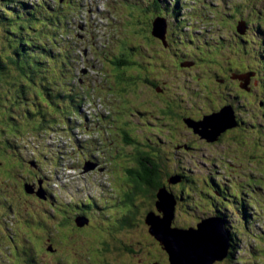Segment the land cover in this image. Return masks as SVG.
<instances>
[{"label":"rangeland","instance_id":"1","mask_svg":"<svg viewBox=\"0 0 264 264\" xmlns=\"http://www.w3.org/2000/svg\"><path fill=\"white\" fill-rule=\"evenodd\" d=\"M16 1L0 0V13L3 12L1 7L10 10ZM29 1L30 5L40 6L59 19L53 30L55 37H59L56 43L61 49H67L66 43L72 42L76 59L69 66L71 73L61 82L64 88H69L68 97L60 100L66 112L57 105L40 104L43 110L40 120L43 119L45 126L37 129V115L24 114L29 113L27 104L35 108L39 99L23 82L25 76L6 60L11 49L5 39L8 29L0 18V54L5 59L4 74L7 75L0 79V264H26V257L31 256L37 264H140L138 257L142 264L158 263L153 256L162 260V264H170L168 253L153 239L148 225L136 220L129 229L117 228L119 219L113 217L118 215L115 204L114 210L105 207L117 189L114 184L118 181L111 174L112 169L131 151L121 132L124 125H129L132 138L139 140V147L147 137L153 136L155 127L161 128L163 136L154 138L157 142L162 140L159 145L168 152L163 163L165 175L161 191L170 194L171 200L183 194L185 185L192 184L190 176L193 183L195 175L201 180L204 176H213L212 182L224 185V192L215 187L212 198L223 211L234 208L228 215L235 230V259L238 255L247 257V260L240 259V263L235 260L229 263L264 264V193L258 187L253 193L255 199L242 198L245 188L254 179L253 182L259 184L257 180L262 178L260 183L264 184V0H154V7L152 0ZM61 15L66 17L62 20ZM156 16L159 19L167 17V23L172 25L168 46L146 38L147 25ZM166 20L162 37L156 36L161 41L167 31ZM239 21L247 23V31L238 29ZM62 22L65 31L59 28ZM158 26L163 29V24ZM181 33L187 39L189 34L193 41L181 43ZM122 52L125 63L117 68L112 61L119 59ZM176 61H179V69L174 67ZM188 61L189 66L186 65ZM218 66L223 68V73L233 76L225 83L217 82V77L213 80V89L219 90L225 85L222 96L211 94L205 83H195L197 76L202 79L220 74ZM248 69L250 71H246ZM237 71H246V81H237ZM253 72L255 75L251 77ZM145 75L159 76L158 83H145ZM133 76L137 85L132 83ZM165 80L167 84L163 83ZM251 80L256 87L253 91L249 90ZM22 84L26 85L24 93L31 98H25L27 103L20 107L17 100L22 92L17 88L21 89ZM51 84L52 88L61 87ZM215 84L222 85L215 87ZM243 88L247 91L246 99ZM166 97L171 98L166 100V106L176 101L179 110L182 104L186 118L201 121L215 114L213 112H220L225 108L224 103L230 102L235 111L228 108L233 110L234 116L237 113L236 117L243 123L234 127L236 117L234 120L233 116L225 115L219 129L211 136L217 139L227 130L220 141L207 142L206 135L198 133L201 138L192 135L182 124L180 134L176 135L168 129L170 123L164 122H176L165 107L162 111L161 99ZM13 98L17 100L9 111L4 103ZM12 115L17 116L16 119ZM198 122L196 124L200 125ZM16 127L19 129L14 131ZM6 139L10 142L11 153ZM183 141L195 148L180 153L176 159L173 157L174 144ZM15 154L21 163L15 159ZM178 166L188 169L185 172L188 175H179L181 180L176 176L172 181L175 174L170 177L167 174ZM258 170H262V174L258 175ZM211 188L212 183L202 189L203 192L193 190L190 193L202 209H215L203 196ZM237 192H240L238 200ZM86 196L91 197L94 206L98 204V209L93 206L91 220L88 218V223H82L75 211L78 210L76 202L89 203ZM52 205L59 211L56 209V212ZM201 210L194 205L186 206L173 217L172 226L189 228L200 217ZM154 211L159 213L155 206ZM243 213L250 215L248 222L243 220ZM89 222L93 230L88 233L91 240L81 245L74 237L78 235L75 227L84 229ZM98 226L107 232H100ZM97 227L98 231H94ZM41 237L49 242L40 243ZM121 244L134 245L140 254L129 256L117 250ZM11 245L15 250L25 246L33 249L31 256L28 252L16 254L14 250L11 255ZM103 247L109 249L103 250ZM45 248L49 255L44 254ZM148 252L153 256H147ZM122 259L125 261L115 262ZM214 264L226 263L216 261Z\"/></svg>","mask_w":264,"mask_h":264},{"label":"trees","instance_id":"2","mask_svg":"<svg viewBox=\"0 0 264 264\" xmlns=\"http://www.w3.org/2000/svg\"><path fill=\"white\" fill-rule=\"evenodd\" d=\"M30 2L31 1L29 0H17L15 6L12 5L10 6L11 7L10 10H5L3 7H1L3 12L0 13V18L2 19L1 20L2 23L9 30V31L5 30L7 34L5 35V39L9 43L8 49H11V52L7 54L6 60H10L12 64H14L16 68H18L21 74L25 76L23 82L25 81L26 84L29 85L30 89H32L35 92L36 97L39 99V102L37 103L38 106L34 105L35 108H37V111L34 110L35 109L34 107H31L29 106V104H27L28 105L27 109L29 110V113L26 112L24 115L31 116L32 113L36 114L37 115L36 120L38 121L37 129H41L45 126L43 119L40 120L41 118L40 114H42L43 111L41 107L43 104L46 106L57 105L58 109H61L62 112H66V110H63L62 107L60 106L63 104L62 102H60V100H64L65 98L68 97L67 92L69 88H64L61 82L64 79H67L66 77H68V74L71 73L68 69L71 62L76 59V56L74 55L75 49L74 46L72 45V42L70 43L65 42L67 49H63V48L61 49L56 43V39H58L59 37H55V35L53 34V30L56 27L55 25L60 22L59 19L56 20L51 15L44 12L42 8H40V6L35 7L33 5H30ZM151 5L152 7L155 6L154 0H152ZM60 17L63 20L66 16L61 15ZM157 18L158 17L156 16L150 23V31L152 32V34H153V21ZM62 24L63 22L60 24L59 28L61 31L63 30L65 31V27H63ZM167 26H170V24L168 23ZM0 49H2V47ZM2 58L3 57L0 54V79H5L4 77L7 76L4 74L6 65L3 64L5 59ZM124 63H125L124 52L120 54L119 59L112 61V64L115 65L117 68H121ZM262 69L264 71L263 64H262ZM48 71L49 73H47ZM248 71H250V69H248ZM52 75H54V78ZM134 77L135 76H133V78ZM51 83H55L56 85H60L61 87L59 89L55 87L52 88V86H50L52 85ZM25 88H26L25 84H22L21 89L19 87L17 88L22 92V95L18 96V100L15 99L16 98L15 97L12 99L11 102L6 101L4 103L5 106L8 107L9 111L12 105L15 104L16 100L17 103L20 105V107H23L22 104L27 103L25 102V98L27 99L31 98V96H27L24 93ZM41 96L43 97L42 100L40 99ZM24 107H26V105H24ZM68 111H73V109H69ZM12 117L16 119L17 116L12 115ZM189 125L191 126V121L189 122ZM18 129H19L18 127L13 128L14 131ZM193 129L195 131V128ZM121 132L123 133V139L125 143L130 145L131 147V151L128 152L130 161H128L129 163L127 164L128 165L126 169L127 171L125 172V175L127 177V181L125 183L126 194L124 196L123 195L121 196V192L118 189L117 193L113 195V197L117 199L116 202L114 203L107 202L105 207H112L109 210H114L113 204H115V210L118 212V215L113 217L114 218L117 217L119 219L117 228L129 229L133 227L134 222L136 220H138L141 223L144 222L147 225L146 216L148 215V213L154 211V206L157 208L156 203L158 201V192L160 191L162 185H164L163 178L165 172H164L163 163L165 158L164 157L159 158L157 155H155L156 153H154L152 149H156V147L147 141L143 142V144L139 147L138 146L139 140H134L132 138L133 136L129 125H124L121 128ZM239 137L240 136L238 134L236 136L237 142H239ZM152 141L155 143L154 140ZM6 142L8 144V149L10 150L11 149L10 142L7 139ZM127 154L124 156V158L127 157ZM14 157L18 161V163H21L20 158L17 156V154H15ZM175 169L176 167L173 168V172H169L167 176L170 177L171 175L175 174L174 177H176V173H177L178 175L187 177V174L185 172H179V170H175ZM257 172L258 175L259 173L262 174V170H258ZM212 178L213 176H204L203 179L201 180L198 176L195 175L194 176L195 182L190 185H185L182 188L183 194L180 195L179 198L174 197L175 199L174 215L177 213V211H179L180 213L184 211V208L186 206L192 207L194 205L197 209L199 210L202 209L200 204L195 202L194 198L190 196L191 195L190 193H192L193 190L197 192L200 191L203 192L202 189L209 187L212 183L211 191L208 192L209 194L208 193L203 194V196L209 201H210V197H212L213 192H216L214 191L215 187L216 190L218 188L220 192H224V185L216 184V182H212L211 181ZM191 179L193 180L192 176H190V180ZM171 180L174 181V178H172ZM261 180L262 178H259L257 180L259 184L254 183L253 181L251 182V184H248L249 186L245 188L243 193V197H242L243 200L248 201L250 198L255 199L254 197L256 196V194L253 196V193L257 190L258 187L262 189V194L264 193L263 192L264 184L260 183ZM239 193L240 192H237L235 196L237 200L240 199ZM85 199L86 202L89 203L76 202V208L78 210L75 211L79 216H85L86 218H89V215H91L92 213L94 204L90 196H86ZM119 200L126 201L128 203L124 207H122V203L121 201L119 202ZM52 207L55 209L53 205ZM94 207L97 209L96 204ZM56 209L58 210V208ZM56 209L55 211L58 212L59 210L57 211ZM65 209L67 210V207H65ZM210 211L211 208H204L200 212L201 215H203V213L207 214ZM81 212H83L84 215H80ZM113 214L114 213H112V215ZM249 217L250 215H248V213H243L242 215V218L243 220L245 219V222L249 221L248 220ZM73 219L75 220V217ZM201 221L200 219H196L193 221L191 226H197ZM98 227L101 229L100 232L102 233L107 232L103 229L102 226H98ZM98 227L94 231H98ZM233 229H234L233 225L231 226L230 229L227 228V231L230 235L228 255L224 259L217 261H222L227 264L233 260L239 263H240V259L247 260V257L243 258L241 255H238L237 258L235 259V251H234L235 230ZM76 230L77 231L74 232L78 235L74 237H77L76 239L77 243L83 245L86 244L89 240H91V237L89 236L88 233L93 231L92 225L87 226L84 229H80V230L79 228H77ZM237 233L239 232L237 231ZM35 239L36 236L34 238V246H35ZM153 239L156 240L154 237ZM39 242L46 244V242L49 241L41 237V240ZM116 248L117 250H122L125 254H128L129 256L140 254V251L136 250L134 245L126 246L124 244H121L119 247ZM106 249L108 250L109 248L103 247V250ZM9 250L11 255H14V252L16 254H18V252L21 254H23L24 252L25 253L28 252L30 256H31V252L33 251V249H30L26 246L21 248V250L18 249L20 250L18 251L15 250L12 245L9 247ZM44 250L46 251L44 254L49 255L47 248H45ZM247 252L248 251H246V253ZM111 254H115V253L112 252ZM147 256H153V253L148 252ZM153 257H154L153 259L154 261L155 260L158 261V263L155 264H162V260L156 258V256ZM26 258H27L26 264H37V261L34 259L33 256H31V258L28 257ZM137 259L139 260L140 264H142L141 262L142 259L140 257H138ZM124 261L125 260L122 259V261L116 260L115 262L121 263ZM242 263L248 264V262H242Z\"/></svg>","mask_w":264,"mask_h":264},{"label":"water","instance_id":"3","mask_svg":"<svg viewBox=\"0 0 264 264\" xmlns=\"http://www.w3.org/2000/svg\"><path fill=\"white\" fill-rule=\"evenodd\" d=\"M163 19L162 17L160 20ZM157 20L158 18L153 21V34L155 36H159L154 33L155 27L158 34H161L165 29L162 31L160 26H156ZM165 20H163L164 23ZM238 29L244 32L246 22L239 23ZM230 108L225 107L220 112L205 117L204 120L198 122L200 125L194 122L192 127L196 128L201 134L206 135L209 140H215L216 138H211L212 133L219 129L223 117L225 115L233 116L235 120L233 110L231 111ZM215 121H218V123H213ZM224 129L218 133H221ZM168 195L170 194H166L160 189L156 206L161 215H157L154 211L148 213L146 223L149 226L150 234L160 242L162 248L168 253L170 264H214L215 261L224 259L228 255L230 235L223 218L211 217L202 220L195 227L175 228L172 226L175 199L171 200ZM79 218L82 223H88V218L85 216H79ZM76 220L78 222L79 219ZM219 242L223 247L222 250H218Z\"/></svg>","mask_w":264,"mask_h":264},{"label":"flooded vegetation","instance_id":"4","mask_svg":"<svg viewBox=\"0 0 264 264\" xmlns=\"http://www.w3.org/2000/svg\"><path fill=\"white\" fill-rule=\"evenodd\" d=\"M152 21V20H151ZM151 21H150V23H151ZM150 23H149V25H148V28H147V30H146V38L147 37H151L152 39H155L157 42H159V44L161 45V46H163L164 44H165V46H168L170 43L168 42V38L170 37V29H171V27H172V25L170 24V27L169 26H167V31H166V34H165V38H163L162 40L163 41H161L160 39H158L154 34H152V32L150 31ZM239 23H240V21H239ZM247 24V23H246ZM238 25L239 24H237V27H238ZM179 26V25H178ZM169 29V30H168ZM149 31V32H148ZM245 31H247V28L245 29ZM184 35L185 34H183V33H181V36H182V39H180V42L181 43H184V44H186V42H192L193 41V39L190 37V35L188 34V36H189V39H187V38H185L184 37ZM149 42H150V39H149ZM187 43V44H188ZM202 53H204L205 52V50L204 49H202V50H200ZM174 54L176 55V53L174 52ZM166 55H170V52H166ZM194 62L196 63V60H194ZM190 63V61H188L187 62V64L186 65H190L189 64ZM174 67H175V69H179V67H180V64H179V61H176V62H174ZM218 70L220 71V74H217V76H216V74H212L210 77H208V78H202L201 79V77H199V76H197V75H195V76H197L198 77V79H197V81H195V83H205L206 84V86L208 87V88H210V92H211V94H213V93H215V94H217V95H219V96H222L223 94H224V90H222V89H224V88H226L225 87V85H224V87H222L221 89H219V90H217V89H213V88H211V84L213 83V80H216V77H217V82H222V83H225V82H227L228 80H230L231 78H233V76L231 75V74H229V73H223V68L222 67H219L218 66ZM246 71H248V70H246ZM246 71H237V73H235V77H236V79H237V81L239 82V80L241 81V80H245L246 81V79H247V77H248V75H246ZM254 74H252V75H250L251 77H253V75H255V72H253ZM219 75H221V77L220 78H218V76ZM192 76H194V75H192ZM156 79H159V76H153V77H151V76H147V75H145L144 76V82L145 83H147V84H154V83H158V81L156 80ZM210 79V80H209ZM133 84H136L137 85V83H138V81H137V79L134 77L133 78V82H132ZM163 83H165V84H167L168 82L165 80V81H163ZM218 85H222V84H215V87L216 86H218ZM142 86H144V84H142ZM146 88H147V90H150V91H154V92H158V91H155V90H151V89H149L147 86H145ZM140 88L141 87H138V89L140 90ZM242 88V87H241ZM256 89V87H255V85L254 84H252V80L250 81V91H253V90H255ZM190 90V89H189ZM243 90H244V95L245 96H243L245 99L247 98V95H246V93L245 92H247L246 91V89L245 88H243ZM164 90H162L161 92H163ZM208 91V90H207ZM209 92V91H208ZM158 94H161L160 92H158ZM192 94H194V93H192ZM195 95V94H194ZM196 96V95H195ZM207 99H209L210 97L209 96H207L206 97ZM167 99H171V98H165V99H161V101H162V111L164 112V107H165V111L166 112H170L171 114H172V117H174L175 119H176V122L175 123H172L171 121H168V122H166V121H164L165 123H170V127L168 128V129H170V130H173V132L176 134V135H178V134H180V131H181V124L182 125H184V126H186L187 127V129H188V132L190 133V134H192V135H194V134H196V136H199L200 137V132L195 128V131H194V129L191 127L193 124H194V122H191V126L189 125V122L191 121V120H194V119H191V118H186L185 116H184V113H183V110H182V104H181V106H180V110H179V108H178V106H179V104L178 103H176V101H174V99H172L173 101H174V103H172V104H170V103H167L168 104V106H166L165 104H166V100ZM181 99H185V98H183V97H181ZM187 99H188V95H187ZM147 101H148V99H146ZM200 106V104L198 105V107ZM224 106L225 107H231L234 111H235V108H234V105L233 104H231L230 102H227V103H224ZM193 107H194V105H193ZM213 113H217V112H213ZM236 115H237V113L235 114V117H236ZM189 117H192L191 115H189ZM206 117V116H205ZM187 120V121H186ZM195 122H198V121H201V120H194ZM162 123H163V121H162ZM242 123H243V121L237 116L236 117V126H234V127H240L241 125H242ZM151 124V123H150ZM148 127H151V125H149L148 124ZM155 129H156V132H152V134H153V136H149V137H147V142H149L150 144H152L153 146H155L156 147V149H152V151L154 152V153H156L155 155H157L159 158H162V157H164V158H166V156H167V154H168V152L166 151V150H164L159 144H160V142L162 141V140H160L159 139V142H157L156 141V139H154L155 137H156V135H159L160 137L161 136H163L162 134H161V128L160 127H155ZM201 129V128H200ZM103 131L105 132V129H103ZM227 131V130H226ZM226 131H223L219 136H218V138L217 139H215L216 141L218 140V141H220V140H222L223 139V137L227 134L226 133ZM198 133H200V134H198ZM240 134L241 133H239V136H240ZM201 138V137H200ZM152 140H154L155 141V143L152 141ZM207 142H211V141H213V140H208V139H205ZM215 142V141H214ZM174 148H175V150H174V154H173V157H176V156H179V154L180 153H186V152H188L189 150H191V149H193V148H195V147H193V146H190V144H189V142H186V141H183V142H177V143H175L174 144ZM176 159H178V157H176ZM128 161H130L129 160V153L127 154V157H125V158H123V161L121 162V164H119L116 168H114V169H112V173L111 174H113L116 178H115V180H117L118 182L116 183L115 182V184H114V186L116 185L117 186V189L115 190V193L114 194H116L117 193V191H118V189L120 190V192H121V196L123 195H125L126 194V181H127V177H126V175H125V172L127 171L126 169H127V167H128ZM175 170H179V172H187L188 171V169L186 170V168L185 167H181V166H178V167H176V169ZM218 173V172H217ZM187 174V173H186ZM188 175V174H187ZM190 175V174H189ZM176 176H177V179L178 180H181V177L176 173ZM190 182L191 183H193V181H192V179L190 180ZM114 194H112V197L108 200V202H116V200L117 199H115L114 197H113V195ZM180 196V195H179ZM179 196H176L175 198H179ZM121 200H119V202H120ZM118 202V203H119ZM214 199L212 198V197H210V203H212L213 204V206L215 207V209L213 210V209H211V211L209 212V213H203V215H201L198 219H200V221L201 220H204V219H208V218H211V217H221V218H223V220H224V222H225V224H226V228H231V222H230V215H228V213H231L230 212V209L231 210H233L234 208L233 207H230V208H227L226 210H222L221 208H220V204H218V203H216V204H214ZM121 203H122V207H124L128 202H126V201H121ZM96 206H97V209H98V204L96 203ZM222 207V206H221ZM126 208V207H125ZM192 210H195V208H192ZM229 211V212H228ZM177 212H179V211H177ZM213 212V213H212ZM180 213V212H179ZM211 213V214H210ZM157 215H161V212H159V213H156ZM208 214H210L209 216H207ZM80 215H84L83 214V212H81L80 213ZM175 216H177V214H175L174 215V217ZM89 218H90V220H91V216L89 215ZM66 221H69V220H66ZM90 225H92V222H89V224H88V226H90ZM189 227H195V226H189ZM75 228H78V227H75ZM188 228V227H187ZM80 229V228H79Z\"/></svg>","mask_w":264,"mask_h":264},{"label":"bare ground","instance_id":"5","mask_svg":"<svg viewBox=\"0 0 264 264\" xmlns=\"http://www.w3.org/2000/svg\"><path fill=\"white\" fill-rule=\"evenodd\" d=\"M188 13H189V12H188ZM140 14H141V13H140ZM140 16H141V15H140ZM179 16H180V15H179ZM137 19H138V18H137ZM177 19H178V18H177ZM138 20H139V19H138ZM160 24H163V29H164V28H165V26H164V25H165L164 21H163V20H160V19L158 18V20L156 21V26H157V25H160ZM166 26H167V25H166ZM169 27H170V26H169ZM155 28H156V27H155ZM163 29H162V31H163ZM138 30H139V29H138ZM168 30H169V29H168ZM163 32H164V31H163ZM163 32H162V33H163ZM154 33L157 34V35H159L160 37H162V33H161V34H158L157 31L154 32ZM109 146H111V144H110ZM219 249H221V250L223 249V247H222V245H221V242H219V244H218V250H219ZM219 252H220V251H219Z\"/></svg>","mask_w":264,"mask_h":264}]
</instances>
